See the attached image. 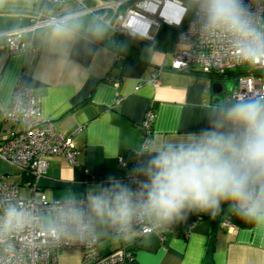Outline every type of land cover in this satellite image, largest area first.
Returning a JSON list of instances; mask_svg holds the SVG:
<instances>
[{
	"label": "crops",
	"instance_id": "obj_1",
	"mask_svg": "<svg viewBox=\"0 0 264 264\" xmlns=\"http://www.w3.org/2000/svg\"><path fill=\"white\" fill-rule=\"evenodd\" d=\"M78 1L88 5L117 0H64L51 11L74 10ZM179 1L187 6L188 0ZM37 5L35 0H0V31L25 23ZM77 17L82 26L70 39L53 42L48 26L24 31L22 49L0 50V123L14 87L22 85L32 89L41 115L51 119L56 131L73 135L77 149L76 164L56 154L37 179L0 160L4 180L17 186L21 198L34 190L55 199L88 202L89 188L107 183L109 177L129 182L141 159L140 150L147 158L148 151L162 141L176 142L199 133L210 127L214 109L237 102L231 98L238 89L237 77L170 69L173 53L184 45L173 39L155 46L160 25L131 37L116 35L92 14ZM94 25L103 30L102 36L92 34ZM160 66V83L153 85L151 74ZM215 82L221 84L219 90ZM149 111L154 117L143 147L142 122ZM221 209L215 217L190 214L168 224L169 229L160 227L128 242L94 222L96 249L103 255L124 245L133 258L117 264L149 259H158V264H264V227L246 221L221 225L233 212L228 202ZM51 264H82L81 251L62 249Z\"/></svg>",
	"mask_w": 264,
	"mask_h": 264
},
{
	"label": "clouds",
	"instance_id": "obj_2",
	"mask_svg": "<svg viewBox=\"0 0 264 264\" xmlns=\"http://www.w3.org/2000/svg\"><path fill=\"white\" fill-rule=\"evenodd\" d=\"M203 17V30L229 37L239 55L255 65L264 60V30L248 18L241 0H194ZM73 14L50 23L53 42L72 38L81 27ZM92 34L103 30L94 25ZM210 127L186 139L162 141L141 159L125 183L109 177L87 193V214L75 204L60 206L49 221L56 237L69 226L89 232L93 222L113 229L125 242L136 235L134 225L156 228L186 219L193 213L215 217L228 202L236 215L264 227V96L239 100L214 109ZM135 185V187H133ZM31 215L15 204L0 213V238L23 229Z\"/></svg>",
	"mask_w": 264,
	"mask_h": 264
},
{
	"label": "built area",
	"instance_id": "obj_3",
	"mask_svg": "<svg viewBox=\"0 0 264 264\" xmlns=\"http://www.w3.org/2000/svg\"><path fill=\"white\" fill-rule=\"evenodd\" d=\"M63 1L35 0L37 8L27 14L28 19L25 23L0 31V50L22 49V33L48 27L53 18L59 19L69 14L75 16L92 14L105 21L106 26L113 31L131 37L146 34L151 25L159 26L166 23L180 26L177 42L184 47L173 53L169 65L170 69L175 71L196 69L205 74H223L248 62L239 55L229 37L210 35L203 30L202 13L194 0L190 17H187L189 8L179 0L97 1L92 6L78 1L79 6L74 10L53 13L51 7L59 6ZM241 2L253 25L264 30V0ZM168 3L174 7L169 11L173 16L171 21H168L163 13ZM108 12L111 13L110 16ZM152 15L156 17L152 18ZM141 29H144V32H141ZM254 66L264 67V60ZM162 69L160 66L151 74L150 80L153 85H159V73ZM237 81L238 89L231 94L233 100H250L264 96V77L248 73L238 77ZM153 117L154 113L149 111L142 122L143 147L148 143ZM0 137V160L34 179L45 173L49 158L56 154H61L70 163L76 164L77 149L73 135L56 131L51 119L41 115L32 89L22 85H16L11 93L1 119ZM119 165L124 166L120 159ZM130 177L132 179V173ZM9 204L23 207L31 215L32 220L23 229L0 238V264H51L58 252L66 248L79 249L82 264H117L133 258L132 253L124 245L100 255L96 249L94 222L92 229L86 233L69 226L56 237L51 234L49 221L54 217L55 209L60 206L75 204L85 211L86 220L91 219L87 214V202L83 198L55 199L45 192L35 193L34 190L30 197L21 198L18 196L17 186L7 183L0 171V213ZM221 225L231 226V223L229 219H224ZM165 228L169 229L167 226ZM155 229L157 228L148 223H137L134 225L135 238H141ZM110 231L116 234L111 228Z\"/></svg>",
	"mask_w": 264,
	"mask_h": 264
},
{
	"label": "trees",
	"instance_id": "obj_4",
	"mask_svg": "<svg viewBox=\"0 0 264 264\" xmlns=\"http://www.w3.org/2000/svg\"><path fill=\"white\" fill-rule=\"evenodd\" d=\"M17 1L20 2L23 0H17ZM92 5H94V4H88L87 6H92ZM56 8H58V7L56 6ZM110 14L111 13L108 12V16H110ZM190 14L192 15V10H191ZM179 30H180V28L169 27L166 23H161L159 26V29H158V33L156 34V37L154 39V45L155 46H159L160 44L165 45V42H170L173 39H177V35L179 33ZM169 32H170V34H169ZM114 33L116 35H121V33H119V32H117V33L114 32ZM248 73H254L256 75L264 77V67H255L254 65H252L249 62H244L241 65L236 66L233 69H229V70L225 71L223 74L208 73V75H211L212 77H216V78H221V77L226 76V75L238 78V77L244 76ZM229 221L233 225H235V224H237V225L246 224L245 220L240 218L238 215H236L234 213V211L232 212Z\"/></svg>",
	"mask_w": 264,
	"mask_h": 264
},
{
	"label": "bare ground",
	"instance_id": "obj_5",
	"mask_svg": "<svg viewBox=\"0 0 264 264\" xmlns=\"http://www.w3.org/2000/svg\"><path fill=\"white\" fill-rule=\"evenodd\" d=\"M171 9H174V7L172 6V4H169V3H168V4L165 6L164 10H163V13H164V15L166 16V18H167L168 21H171V20L173 19V16H171V15L169 14V11H170ZM141 32H144V29H141Z\"/></svg>",
	"mask_w": 264,
	"mask_h": 264
},
{
	"label": "rangeland",
	"instance_id": "obj_6",
	"mask_svg": "<svg viewBox=\"0 0 264 264\" xmlns=\"http://www.w3.org/2000/svg\"><path fill=\"white\" fill-rule=\"evenodd\" d=\"M185 3L187 4V6L189 7V11H191L192 10V8H193V1L191 2V0L189 1H185ZM31 7H32V5H31ZM156 16L155 15H152V18H155ZM108 20V19H107ZM104 23H105V21H104ZM20 192L21 193H25L24 192V190H20Z\"/></svg>",
	"mask_w": 264,
	"mask_h": 264
},
{
	"label": "snow or ice",
	"instance_id": "obj_7",
	"mask_svg": "<svg viewBox=\"0 0 264 264\" xmlns=\"http://www.w3.org/2000/svg\"><path fill=\"white\" fill-rule=\"evenodd\" d=\"M141 264H158V259L143 260Z\"/></svg>",
	"mask_w": 264,
	"mask_h": 264
},
{
	"label": "water",
	"instance_id": "obj_8",
	"mask_svg": "<svg viewBox=\"0 0 264 264\" xmlns=\"http://www.w3.org/2000/svg\"><path fill=\"white\" fill-rule=\"evenodd\" d=\"M214 87L216 88H218V90H219V88L221 87V84L219 83V82H215L214 83ZM217 92H220V91H217Z\"/></svg>",
	"mask_w": 264,
	"mask_h": 264
}]
</instances>
